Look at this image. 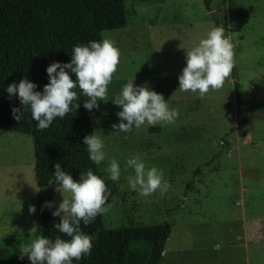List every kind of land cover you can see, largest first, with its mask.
<instances>
[{
  "label": "rangeland",
  "instance_id": "obj_1",
  "mask_svg": "<svg viewBox=\"0 0 264 264\" xmlns=\"http://www.w3.org/2000/svg\"><path fill=\"white\" fill-rule=\"evenodd\" d=\"M124 4L128 24L102 32V39L120 51L108 101L89 111L106 154L97 173L111 189L104 224L117 228L172 220L158 264H264V242L256 250L245 247L260 242L257 224L264 219V0H213L212 11L202 0ZM212 14L234 45V67L220 89L199 97L179 90L177 76L185 52L215 26ZM132 78L134 85L147 83L168 100L177 112L174 122L145 124L126 135L115 132L111 125L120 109L114 100ZM75 91L82 105L87 97ZM133 155L146 169L163 171L166 192L144 196L129 188L127 177L134 172H125L124 165ZM34 156L32 136L0 128V259L19 257L40 235L44 202H53L46 207L52 211L62 199L55 186H37ZM113 157L121 167L116 182L107 171ZM197 166L200 172L187 188ZM29 206L35 207L33 213Z\"/></svg>",
  "mask_w": 264,
  "mask_h": 264
},
{
  "label": "clouds",
  "instance_id": "obj_2",
  "mask_svg": "<svg viewBox=\"0 0 264 264\" xmlns=\"http://www.w3.org/2000/svg\"><path fill=\"white\" fill-rule=\"evenodd\" d=\"M234 45L225 36V29L213 26L204 38L185 52V65L177 76L178 89L205 96L210 90L220 89L229 78L234 67ZM120 63V51L108 38L99 41L90 40L72 46L68 62H52L45 72L48 82L37 91V85L23 77L19 82L9 83L4 91L11 98L15 95L22 108L12 107L11 114L18 123L24 113L30 114L35 121L37 131H42L57 118L63 119L66 114L74 113L80 105L77 103L78 88L83 101V108L92 111L98 108V101L107 100V86ZM74 74L75 79L70 78ZM168 101V100H167ZM162 94L147 86L134 85L133 78L121 89L114 104L119 107L117 123L111 125L115 132L125 135L133 128L142 125L153 126L157 123L174 122L177 112L170 109ZM88 158L95 165L105 160L104 142L100 135L92 132L82 138ZM54 171L48 184H54L62 199L51 211L59 222L52 227L69 239L59 235L50 239L43 234L37 236L30 244L19 251V259L27 257L30 264H73L87 258L92 251L95 236L81 230V223L88 226L98 214L106 211L104 205L111 195L106 180L96 175L91 169L79 174L73 180L59 161L53 164ZM132 169L134 175L127 177L131 190L139 189L140 194L147 196L159 190L167 191L168 184L163 180V171L156 167L146 169L144 161L138 155L126 159L124 171ZM109 180L116 182L121 176V167L116 158H110L108 169ZM52 201L44 202L43 207H52ZM29 213L35 211L29 206Z\"/></svg>",
  "mask_w": 264,
  "mask_h": 264
},
{
  "label": "trees",
  "instance_id": "obj_3",
  "mask_svg": "<svg viewBox=\"0 0 264 264\" xmlns=\"http://www.w3.org/2000/svg\"><path fill=\"white\" fill-rule=\"evenodd\" d=\"M207 11H212L213 0H202ZM215 26L217 17L212 14ZM127 11L124 0H0V128L32 136L34 147V173L39 188L54 186L48 179L57 161L78 180L79 174L91 169L96 175L97 165L88 158L82 138L91 134L93 126L88 110L81 104L74 113L63 119L57 117L49 128L37 131L30 114L24 113L21 122L13 119L12 107L22 106L15 95L11 98L4 88L11 82L26 77L37 85V91L48 82L46 67L56 62H68L74 45L102 39L104 30L124 27ZM75 79L74 74L69 73ZM238 101L242 102L239 84H235ZM77 102L80 100L77 93ZM223 141V137L221 138ZM219 156L216 153L214 157ZM199 166L193 171L191 186ZM59 222L51 211L42 207L39 217L40 235L54 239H69L52 227ZM173 221L134 224L110 228L104 224L102 214L88 226L80 225L85 233L95 236L91 254L73 264H158ZM259 241L264 242V219L258 221ZM0 264H30L28 259L6 257Z\"/></svg>",
  "mask_w": 264,
  "mask_h": 264
},
{
  "label": "crops",
  "instance_id": "obj_4",
  "mask_svg": "<svg viewBox=\"0 0 264 264\" xmlns=\"http://www.w3.org/2000/svg\"><path fill=\"white\" fill-rule=\"evenodd\" d=\"M260 243H263V242H250V243H248V242H246L245 243V247L248 249H253V250H256L257 249V247H259V245H260ZM259 249V248H258Z\"/></svg>",
  "mask_w": 264,
  "mask_h": 264
},
{
  "label": "bare ground",
  "instance_id": "obj_5",
  "mask_svg": "<svg viewBox=\"0 0 264 264\" xmlns=\"http://www.w3.org/2000/svg\"><path fill=\"white\" fill-rule=\"evenodd\" d=\"M164 252V251H163Z\"/></svg>",
  "mask_w": 264,
  "mask_h": 264
}]
</instances>
